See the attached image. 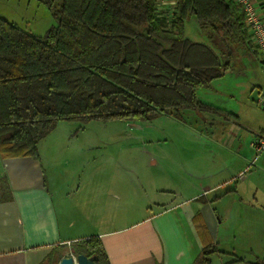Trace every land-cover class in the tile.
I'll return each mask as SVG.
<instances>
[{
	"label": "crops",
	"instance_id": "obj_1",
	"mask_svg": "<svg viewBox=\"0 0 264 264\" xmlns=\"http://www.w3.org/2000/svg\"><path fill=\"white\" fill-rule=\"evenodd\" d=\"M176 1L157 0L158 15L170 14ZM251 2L264 21V0ZM252 47L251 56L264 64ZM200 102L211 107L203 124L211 130L221 117L227 132L189 137L230 148L243 127L239 118ZM194 111L184 110L179 121ZM253 130L245 140L249 149L240 145L222 156L215 148L204 158L196 151L180 165L145 169L72 164L59 150L42 151L47 136L37 156L0 153V264H57L71 253L70 243L91 236L102 242L109 264H191L208 243L222 251L212 264L264 260V186L255 178L264 174V151L256 155L250 146L264 126Z\"/></svg>",
	"mask_w": 264,
	"mask_h": 264
},
{
	"label": "trees",
	"instance_id": "obj_2",
	"mask_svg": "<svg viewBox=\"0 0 264 264\" xmlns=\"http://www.w3.org/2000/svg\"><path fill=\"white\" fill-rule=\"evenodd\" d=\"M37 1L56 19L43 37L0 17L3 156H37L38 143L60 120H182L184 110H208L196 90L229 68L214 48L253 46L233 0H177L167 16L158 15L157 0ZM191 17L213 47L186 37ZM70 247L109 264L97 236ZM216 253L222 251L208 243L191 264H212Z\"/></svg>",
	"mask_w": 264,
	"mask_h": 264
},
{
	"label": "rangeland",
	"instance_id": "obj_3",
	"mask_svg": "<svg viewBox=\"0 0 264 264\" xmlns=\"http://www.w3.org/2000/svg\"><path fill=\"white\" fill-rule=\"evenodd\" d=\"M0 17L39 37H43L49 28L56 25L53 12L37 0H0ZM185 35L192 41L213 47V42L200 29L194 17L186 21ZM219 47L222 50L216 47L214 50L220 55L222 62H228L229 68L208 86L198 87L196 98L223 106L229 110L227 116L239 118L237 120L243 126V132L241 129L237 132L230 148L223 144L215 146L205 138L191 140L189 134L192 131H215L216 138L223 134L225 136L227 132L226 122H222L224 119L221 117H218L221 123L213 125L211 130L208 125L203 124L200 118H210V114L202 110L194 111L193 117L186 118V122L167 115L138 122L122 119L89 122L60 120L46 140L41 142L42 151L45 148L59 150L63 160L88 167L104 164L106 167L121 165L142 169L155 165L177 166L184 156H196V151L204 158V155L208 157L209 151L215 148L222 156L223 152L227 153L226 150H235L240 145L243 149H249L248 144L245 145L246 136L250 138V133L247 132L254 129L256 133L259 127L264 126V109L256 102L259 88L264 89V64L251 56L252 45L251 48L241 43ZM57 156L60 157L58 154ZM247 169L252 171L255 168L249 165ZM255 178L264 186V174L259 177L255 175Z\"/></svg>",
	"mask_w": 264,
	"mask_h": 264
},
{
	"label": "built area",
	"instance_id": "obj_4",
	"mask_svg": "<svg viewBox=\"0 0 264 264\" xmlns=\"http://www.w3.org/2000/svg\"><path fill=\"white\" fill-rule=\"evenodd\" d=\"M242 7L245 15V25L247 33L254 44V50L264 59V21H262L251 0H233ZM257 104L264 109V89L260 90L257 97ZM250 146L256 155L264 151V131L257 134L250 143ZM206 193V192H204ZM72 257L75 255L70 253Z\"/></svg>",
	"mask_w": 264,
	"mask_h": 264
},
{
	"label": "water",
	"instance_id": "obj_5",
	"mask_svg": "<svg viewBox=\"0 0 264 264\" xmlns=\"http://www.w3.org/2000/svg\"><path fill=\"white\" fill-rule=\"evenodd\" d=\"M72 253V252H71ZM57 264H96L93 257H87L83 254L72 255L69 253L63 256Z\"/></svg>",
	"mask_w": 264,
	"mask_h": 264
},
{
	"label": "flooded vegetation",
	"instance_id": "obj_6",
	"mask_svg": "<svg viewBox=\"0 0 264 264\" xmlns=\"http://www.w3.org/2000/svg\"><path fill=\"white\" fill-rule=\"evenodd\" d=\"M229 58H228V60H230V56H228ZM227 64H228V62H227Z\"/></svg>",
	"mask_w": 264,
	"mask_h": 264
}]
</instances>
